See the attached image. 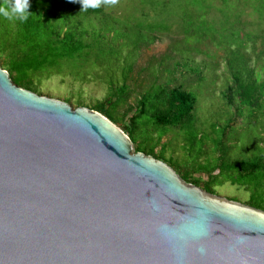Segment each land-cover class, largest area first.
Instances as JSON below:
<instances>
[{"label": "water", "instance_id": "obj_1", "mask_svg": "<svg viewBox=\"0 0 264 264\" xmlns=\"http://www.w3.org/2000/svg\"><path fill=\"white\" fill-rule=\"evenodd\" d=\"M177 170L0 64V264H264V206Z\"/></svg>", "mask_w": 264, "mask_h": 264}, {"label": "trees", "instance_id": "obj_2", "mask_svg": "<svg viewBox=\"0 0 264 264\" xmlns=\"http://www.w3.org/2000/svg\"><path fill=\"white\" fill-rule=\"evenodd\" d=\"M11 2L13 0H0V4ZM210 7H205L192 21H219L223 17L221 6L217 8L221 15L212 18L206 10ZM108 13L103 4L95 8H82L81 0H30L26 19L0 15V64L9 71L15 83L32 90L36 87L35 79L41 80L40 75L70 74L84 80L92 69L101 67V77L107 85V94L103 98L91 103L86 102L81 95L73 99L66 97L65 100L104 113L128 133L137 151L167 161L164 150L159 146L162 137L170 131L182 137L181 131L193 136V129L198 125V89H194L193 85L201 78L195 81L184 76L189 74L190 68L196 67L194 62L175 61L178 64L173 67V63L167 62L163 56L153 58L150 67L142 68L135 77L134 65L143 48H138L137 57L129 62L133 53H122L125 48L122 42L125 36L123 31H116L114 37L120 46L119 53L115 50L116 43H110L108 39L102 42L100 38H104L103 32H95L97 21L101 18L109 21L112 18ZM141 20L148 21L140 17H133L130 21ZM154 21L171 20L163 18ZM226 21L243 20L236 14L227 15ZM98 48L106 52L105 57L94 55V50ZM119 65L120 74L117 76L115 70ZM146 70L148 76L145 79L142 74ZM221 93L224 105L234 107L235 112L245 117H252L259 127L252 146L256 151L252 153L250 149L243 156L235 158L232 152L237 146V140L225 147L223 139L216 138L215 131L219 130L216 121H212L206 128V132L215 137L216 141H206L205 157L199 160L203 161L210 155L216 157V162L210 167L205 166L208 172L203 171L199 175L195 173L184 176L177 172L186 181L213 193L218 182L224 180L247 187L252 183L257 185L264 182V76L260 81L254 77L251 82L242 81L236 75L234 78L228 77ZM194 137L196 140L203 139V134L197 131ZM224 173L228 174V178L224 179ZM255 195L253 193L246 203L261 207Z\"/></svg>", "mask_w": 264, "mask_h": 264}, {"label": "rangeland", "instance_id": "obj_3", "mask_svg": "<svg viewBox=\"0 0 264 264\" xmlns=\"http://www.w3.org/2000/svg\"><path fill=\"white\" fill-rule=\"evenodd\" d=\"M100 4L112 16L109 21L101 18L94 27L96 33L103 32L104 38H100L101 41L108 39V42L116 43V31H123L125 36L122 42L125 48L122 53H133L129 62L137 57L138 48H143L134 65L135 77L139 70L150 67L153 58L161 56L173 63V67L178 64L175 61L183 63V60L192 61L196 66L190 68L189 74H184L195 81L201 78L193 85L194 89H198V125L193 129V136L181 131L182 137L181 134L170 131L162 137L159 144L165 152V158L184 176L208 172L205 166L210 167L216 162V157L210 155L203 161L199 160L200 157H205L206 141H216L215 137L206 132L212 121H216L219 129L215 131L216 138L223 139L225 147L237 140V146L232 152L233 158L243 156L250 149L252 153L256 151L252 146L256 141L259 124L252 117L235 112L234 107L224 105L220 96L228 77L234 78L236 75L242 81L251 82L254 77L260 81L264 76V0H100ZM220 6L223 17L219 21H192L205 7H210L206 9L209 17L221 15L217 9ZM236 14L243 21H226L227 15ZM133 17L148 21H130ZM163 18L171 21H154ZM119 47L116 43L115 50L118 53ZM94 55L105 57L106 52L98 48L94 50ZM120 68V65L116 70L114 68L117 76ZM101 74L102 68L98 67L92 69L84 80L76 79L70 74L40 75L41 80L35 79L34 90L62 99H73L81 95L88 103L96 102L107 94V85ZM179 75L181 77V72ZM142 76L146 79L147 70ZM197 131L203 134V139H195ZM222 176L224 179L228 178L227 173ZM214 192L243 201L250 200L254 193L255 200L264 206V182L257 185L252 183L247 187L224 180L218 182Z\"/></svg>", "mask_w": 264, "mask_h": 264}, {"label": "clouds", "instance_id": "obj_4", "mask_svg": "<svg viewBox=\"0 0 264 264\" xmlns=\"http://www.w3.org/2000/svg\"><path fill=\"white\" fill-rule=\"evenodd\" d=\"M82 8L99 7L100 0H81ZM30 7V0H13L9 4H0V15L8 18L19 17L26 19Z\"/></svg>", "mask_w": 264, "mask_h": 264}]
</instances>
